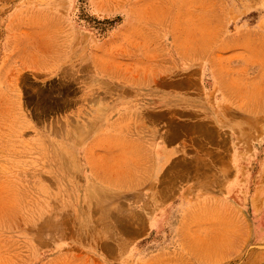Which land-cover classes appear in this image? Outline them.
Returning <instances> with one entry per match:
<instances>
[{
    "label": "rangeland",
    "instance_id": "374dc122",
    "mask_svg": "<svg viewBox=\"0 0 264 264\" xmlns=\"http://www.w3.org/2000/svg\"><path fill=\"white\" fill-rule=\"evenodd\" d=\"M205 59L240 107L242 182L186 207L174 182L216 173L204 139L157 181L145 142L152 121L184 142L205 128L156 101L198 90ZM163 249L264 264V0H0V264H162Z\"/></svg>",
    "mask_w": 264,
    "mask_h": 264
},
{
    "label": "crops",
    "instance_id": "0c3cea01",
    "mask_svg": "<svg viewBox=\"0 0 264 264\" xmlns=\"http://www.w3.org/2000/svg\"><path fill=\"white\" fill-rule=\"evenodd\" d=\"M201 75V86L198 87V90L195 88L192 90L188 89L185 95L178 91L176 94L160 97L156 101L159 105H164V107L169 105V108L186 110L187 114L192 116L187 117L186 120L188 122H192L193 125L197 122H203L205 128L188 129L186 142H184L182 138L179 139L177 133L176 135L172 134L168 138L167 133L162 131V128H158L157 123L152 121L155 128L147 133L148 138H146L145 142L149 147L150 159L148 162L153 163V170H151L150 176L157 181L160 176L164 175L163 169L178 166L177 163H174L176 157L182 155L183 151L189 149L191 145L194 147L197 142L201 144V139H204L205 147L210 149L209 152L211 153V157L206 160V163H212V168L216 169V173L213 175H192L187 177H180L179 175L180 178L178 179L173 174L174 172L170 175L171 182L174 181L173 179H177L174 182L176 187L173 190L179 193L178 196H173V198L190 200L192 203L190 202L186 207H190V204L193 207H203L211 202L222 204L228 190H232V188L236 190L237 186L242 182L238 180L239 178L235 179V175L232 176L233 171L231 175L227 174L233 167L228 163H241L242 160L243 128L242 124L237 126L236 122L237 114H240V107L235 98L233 100L232 91L222 75L219 63L211 59H205ZM239 117L242 118L241 115ZM145 119L147 118L145 117ZM149 120L151 121L150 118ZM232 120L235 123L228 128ZM141 129L143 130L142 127ZM196 130L199 131L198 140L196 139ZM226 136H229L232 142L229 149L231 158H228L229 160L225 162H228L227 165H223L222 161H219V140L220 137L225 138ZM208 145L210 146L208 147ZM213 164L215 165L213 166ZM173 210H171L170 214ZM179 225L175 224L174 226L171 224L168 226V237L171 235L174 239V237L181 235ZM167 240L163 239L162 242L164 243ZM173 243V240H169L167 244L172 245ZM168 251L163 249L159 254L162 264L168 262V257H170L169 260L172 262L173 253L168 254Z\"/></svg>",
    "mask_w": 264,
    "mask_h": 264
}]
</instances>
